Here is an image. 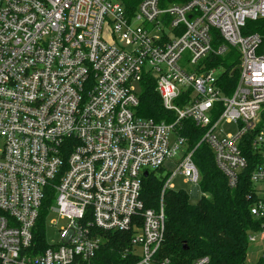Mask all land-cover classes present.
Instances as JSON below:
<instances>
[{"label": "built area", "instance_id": "1", "mask_svg": "<svg viewBox=\"0 0 264 264\" xmlns=\"http://www.w3.org/2000/svg\"><path fill=\"white\" fill-rule=\"evenodd\" d=\"M259 18L264 0H140L133 11L125 0H0V264H101L109 231L130 233L129 264H172L160 254L163 194L180 173L203 195L201 142L230 188L253 163L247 196L259 228L248 242L264 240V38L242 33ZM231 47L239 75L225 94V68L211 57ZM148 73L171 120L137 114L136 83ZM183 120L203 133L191 149ZM177 155L158 208H145L143 173ZM47 187L48 213L67 223L36 252Z\"/></svg>", "mask_w": 264, "mask_h": 264}, {"label": "trees", "instance_id": "2", "mask_svg": "<svg viewBox=\"0 0 264 264\" xmlns=\"http://www.w3.org/2000/svg\"><path fill=\"white\" fill-rule=\"evenodd\" d=\"M139 1L125 0L127 10L133 11ZM186 1L188 0H160L163 5ZM242 33H258L264 38V18L248 20ZM261 48L264 50V42ZM211 58L212 64L225 68L221 79L224 93L229 94L239 75V53L236 48L231 47L225 55ZM137 114L157 121L173 118L163 109L160 97L155 91L154 78L149 73L140 83ZM178 133L187 138L190 149L203 135L202 130L189 120L181 122ZM247 153L250 155V151L247 150ZM193 159L201 174L199 189L203 195L192 203L190 196L182 190L169 189L164 192L165 238L160 254L172 264H191L200 257L208 258L206 264H245L248 235L259 228V221L250 213L252 200L247 196L252 191L249 174L254 165L249 161L237 186L230 188L215 165L211 148L205 142H201L195 149ZM164 180L159 179L153 172L142 178L141 199L145 208H158ZM53 195V189L47 187L35 226L36 252L47 246L44 238L45 219L53 203ZM129 238V232H107L97 252L99 262L129 264L130 258L122 257L124 248L129 245ZM183 245L187 248L183 249ZM255 264H264V258L260 257Z\"/></svg>", "mask_w": 264, "mask_h": 264}, {"label": "rangeland", "instance_id": "3", "mask_svg": "<svg viewBox=\"0 0 264 264\" xmlns=\"http://www.w3.org/2000/svg\"><path fill=\"white\" fill-rule=\"evenodd\" d=\"M137 91L140 92V84L136 83ZM221 128L224 132H233L234 125L232 124H223ZM0 142V147H1ZM180 155V154H179ZM179 155L172 159H168L164 162L161 170H149L153 172L159 179H166L170 176L177 168ZM171 183L174 185L172 190L179 191L182 190L190 196V202L195 203L199 197H195L193 194V186L190 183L184 181L183 176L178 173L172 180ZM67 220L62 219L56 211H51L47 214L45 219V231L44 238L45 243L48 245L57 244L59 242V229L65 226ZM264 248V240H259L258 238L250 242L248 245L247 255L245 264H255L257 260L261 257L262 249Z\"/></svg>", "mask_w": 264, "mask_h": 264}, {"label": "water", "instance_id": "4", "mask_svg": "<svg viewBox=\"0 0 264 264\" xmlns=\"http://www.w3.org/2000/svg\"><path fill=\"white\" fill-rule=\"evenodd\" d=\"M143 175L146 177L148 175V172H144ZM187 247L185 245H183V249H186Z\"/></svg>", "mask_w": 264, "mask_h": 264}]
</instances>
